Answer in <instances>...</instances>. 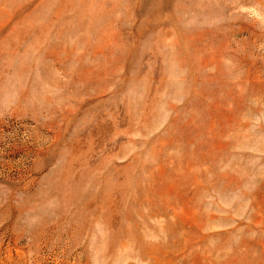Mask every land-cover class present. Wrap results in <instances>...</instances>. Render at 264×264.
<instances>
[{
  "label": "rangeland",
  "instance_id": "1",
  "mask_svg": "<svg viewBox=\"0 0 264 264\" xmlns=\"http://www.w3.org/2000/svg\"><path fill=\"white\" fill-rule=\"evenodd\" d=\"M0 264H264V0H0Z\"/></svg>",
  "mask_w": 264,
  "mask_h": 264
}]
</instances>
